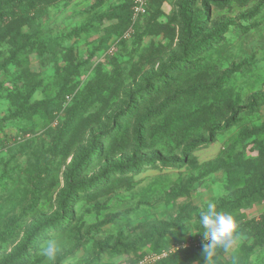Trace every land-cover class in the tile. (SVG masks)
I'll list each match as a JSON object with an SVG mask.
<instances>
[{
    "label": "rangeland",
    "instance_id": "rangeland-1",
    "mask_svg": "<svg viewBox=\"0 0 264 264\" xmlns=\"http://www.w3.org/2000/svg\"><path fill=\"white\" fill-rule=\"evenodd\" d=\"M95 2L60 0L40 6L22 29L25 35L39 32L40 40L59 59L54 64L52 60L41 63L38 55H30L29 68L41 80L32 90L30 101L53 99L63 88H74L50 116L28 117L20 115L13 104L0 106V258L22 243L29 228L56 212L57 197L65 185L63 172L91 134L111 121L114 112L126 103L130 91L142 86L181 52L178 38L172 33L173 28L177 32V27L170 22L178 0H150L147 15L135 26L127 19L103 17L111 10L117 14L127 10L121 14L128 15L131 0H107L100 6ZM211 21L228 26L224 41L218 45L225 47L210 54L209 63L203 68L205 75L178 78L171 91L165 93L175 94V101L165 107L160 117L149 120L146 129L150 133L158 123L171 121L176 115L206 112L209 105L222 108L223 115L216 119L221 121L227 116L224 99L234 101L236 95L238 123L216 135L213 142L191 152L194 165L179 170L148 168L121 186L106 188L96 198L80 199L74 207L70 228L50 236L62 245L55 264H136L139 258L151 255L160 259L148 264H157L174 253L172 247L204 240L195 212L200 215L209 203L217 206L221 200L231 198L220 166L240 134L264 120V104L252 115L242 111L256 94L264 93V0H231L224 9L212 7ZM156 24L166 25L167 33L151 34ZM58 38H65L60 47L55 45ZM69 47L72 53H65ZM10 52L8 43H2L0 65ZM66 68L70 70L65 71ZM9 70V74L17 71L13 64ZM1 81L14 88L13 81L3 77ZM22 86L19 82L18 87ZM192 87L198 90L190 91ZM139 118L137 115L130 119L129 137ZM151 139L152 136L147 142L164 154H177L184 145L182 139L172 136L157 142ZM253 139L239 143L237 151L255 156ZM132 146L130 140L112 160L129 153ZM106 159L89 170L83 180L96 175ZM240 210L246 216L255 213L252 207ZM153 232H163L162 237L170 242L164 246V239L155 235L150 243L142 245ZM173 238L179 242L175 243ZM245 239L242 243L251 248L252 240ZM43 242L26 264H44L40 255ZM162 245V252H155ZM163 253L165 257L161 256ZM63 256L66 257L58 263ZM220 258L232 263L229 256ZM248 264H264V252L255 249Z\"/></svg>",
    "mask_w": 264,
    "mask_h": 264
},
{
    "label": "trees",
    "instance_id": "trees-1",
    "mask_svg": "<svg viewBox=\"0 0 264 264\" xmlns=\"http://www.w3.org/2000/svg\"><path fill=\"white\" fill-rule=\"evenodd\" d=\"M57 1L60 0H0V46L2 43H8L11 50L8 58H3V63L0 65V106L5 103L13 104L18 108V111L20 110V115L28 117L34 115L50 116L54 110L61 107L66 94L71 96L70 91L74 88V86L63 88L53 99L30 101L32 90L37 88L38 83L41 82L38 79V74L29 68L30 55L35 53L39 57V62L52 60L53 64L54 60L59 61V59L56 53H52L47 45L40 40L39 32L25 35L22 33V29L29 24V17L34 15L38 7ZM105 1L107 0H96L95 5L100 6ZM230 3L231 0H178L174 4L170 22L175 23L177 27V32L175 33L173 28L172 33L178 38L181 52L177 53L170 63L155 71L142 86L130 91L126 97V103L114 112L111 121L106 126L103 125L98 133L91 134L85 146L73 156L63 172L65 185L57 197L56 212L29 228L22 243L10 254L0 258V264H26L30 261L36 247L45 240V237H50L56 232H64L70 228L74 220V207L83 197L96 198L106 188L113 185L121 186L128 182L130 177L148 168L161 166L165 169L179 170L186 165H194V160L190 159L191 152L213 142L216 135L238 123L239 114L236 108L238 96L236 95L234 101L227 102L224 99L227 116L221 121L217 122L216 119L220 117L219 115H223L222 108L209 105L205 107L208 108L206 112L191 111L187 114L176 115V118L171 119V121L158 123L159 125L157 124L150 133L146 129L149 120L160 117L164 113L165 107L175 101V94L166 96L165 93L171 91L170 89L178 78L205 75L206 71L203 68L208 65L207 59L210 54L217 48L225 47H218V45L224 41L228 26L226 24L217 25L211 21V8L221 10L228 7ZM131 5L128 15L127 13L121 14L122 11L127 10H122L118 14L115 10H111L103 17L118 20L127 19V22L129 20L130 24L135 26L140 18L147 15L148 6L144 16L132 22ZM168 29L166 25L156 24L150 33L154 36L166 34ZM64 40L65 38L56 39L55 45L60 47V42L63 43ZM64 52L72 53V48H66ZM12 64L17 70L14 72L15 74H9V66ZM57 67L55 65V68ZM69 70L70 68H66L65 71ZM1 77L5 78V81H13L14 88L6 87L1 81ZM19 82L23 84L22 88L18 87ZM199 87L205 88L204 86ZM197 90L198 87L190 88V91L193 92ZM24 92L27 94L25 95ZM162 97H165L164 102L157 105ZM262 104H264V93L256 94L242 111L252 115L257 111V107ZM220 110L221 113L219 114L218 111ZM137 115L140 118L135 124L132 136L129 137V121ZM151 136V140L154 142L169 136L176 140L179 138L182 139L185 147L183 145L182 150L177 154H164L160 150H155L153 144L147 142ZM263 137L264 120L260 125L253 126L250 131L240 134L232 143L233 145H230L226 159L220 166L225 173V185L229 189L231 198L221 200L216 206L217 211L232 214L238 221L245 240H252L251 248L242 243L239 253H236L237 257L232 258L231 264H248L250 254L255 253L257 248L264 252V214L258 218H247L243 212H240L241 208L248 209L256 203L264 202ZM248 138H254L252 143L255 144L257 152L255 156H245L237 151L236 146ZM130 140L133 143L131 151L112 160L118 154L117 151L123 150L124 145ZM69 152L70 149L65 152L64 157ZM104 158L107 159L100 171L83 180V176ZM195 216L197 222L200 223V215L195 212ZM201 228H203L202 225ZM162 233L153 232L141 244L150 243L155 235L164 239ZM201 239H197L195 243L186 247L174 246L178 249L161 259L157 264L206 263L202 248L205 241ZM173 241L177 243L178 238H173ZM168 242H170L169 239H164V246ZM164 246L163 248L157 246L155 252L161 253L162 249L165 248ZM222 256L224 255L222 254ZM64 257L66 256L58 259L57 262L60 263ZM218 264L226 263L219 257Z\"/></svg>",
    "mask_w": 264,
    "mask_h": 264
},
{
    "label": "clouds",
    "instance_id": "clouds-1",
    "mask_svg": "<svg viewBox=\"0 0 264 264\" xmlns=\"http://www.w3.org/2000/svg\"><path fill=\"white\" fill-rule=\"evenodd\" d=\"M200 223L203 227L205 243L202 248L206 264H218V258L222 254L235 259L238 248L245 239L235 217L229 213L218 212L216 205L209 203L207 210L200 213ZM61 251L62 245L57 238L46 239L40 249L44 264H55Z\"/></svg>",
    "mask_w": 264,
    "mask_h": 264
},
{
    "label": "built area",
    "instance_id": "built-area-1",
    "mask_svg": "<svg viewBox=\"0 0 264 264\" xmlns=\"http://www.w3.org/2000/svg\"><path fill=\"white\" fill-rule=\"evenodd\" d=\"M150 0H132V5H131V20L132 22H135L137 19L142 17L147 10V6L149 4ZM178 247H172V251L177 250ZM161 256L165 257V253L161 254ZM156 259H160L159 257L156 256H145L143 257L137 264H148L150 262L156 261Z\"/></svg>",
    "mask_w": 264,
    "mask_h": 264
},
{
    "label": "crops",
    "instance_id": "crops-1",
    "mask_svg": "<svg viewBox=\"0 0 264 264\" xmlns=\"http://www.w3.org/2000/svg\"><path fill=\"white\" fill-rule=\"evenodd\" d=\"M252 209H255V213L254 214H252L251 216H246L247 218H258L259 216H261V215H263L264 214V202H262V203H256L253 207H252ZM222 260V259H221ZM223 262H224V260H222ZM201 264L200 262H194L193 264ZM225 263V262H224ZM204 264H206V263H204ZM227 264V263H226ZM228 264H230V263H228Z\"/></svg>",
    "mask_w": 264,
    "mask_h": 264
}]
</instances>
